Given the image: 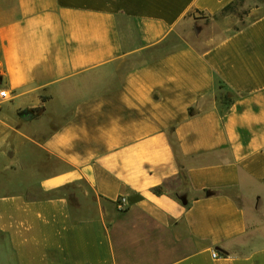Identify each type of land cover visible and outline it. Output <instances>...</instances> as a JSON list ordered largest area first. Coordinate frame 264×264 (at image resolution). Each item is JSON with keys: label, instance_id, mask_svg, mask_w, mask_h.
<instances>
[{"label": "crops", "instance_id": "crops-1", "mask_svg": "<svg viewBox=\"0 0 264 264\" xmlns=\"http://www.w3.org/2000/svg\"><path fill=\"white\" fill-rule=\"evenodd\" d=\"M0 75V264H264V0H0Z\"/></svg>", "mask_w": 264, "mask_h": 264}, {"label": "rangeland", "instance_id": "rangeland-1", "mask_svg": "<svg viewBox=\"0 0 264 264\" xmlns=\"http://www.w3.org/2000/svg\"><path fill=\"white\" fill-rule=\"evenodd\" d=\"M237 9H238V10H241V9L239 8V4H237V5L231 7V10H232V11H236ZM239 13L242 14V13H243V10L239 11ZM10 190H11V189H9V188L6 186L5 182H4L3 180H1V173H0V194H1V192H11ZM32 190L35 191V192L37 193L36 195L39 194L38 189H31V191H32Z\"/></svg>", "mask_w": 264, "mask_h": 264}, {"label": "built area", "instance_id": "built-area-1", "mask_svg": "<svg viewBox=\"0 0 264 264\" xmlns=\"http://www.w3.org/2000/svg\"><path fill=\"white\" fill-rule=\"evenodd\" d=\"M10 98V93L2 86V77L0 75V104ZM216 256V253H214Z\"/></svg>", "mask_w": 264, "mask_h": 264}, {"label": "trees", "instance_id": "trees-1", "mask_svg": "<svg viewBox=\"0 0 264 264\" xmlns=\"http://www.w3.org/2000/svg\"><path fill=\"white\" fill-rule=\"evenodd\" d=\"M154 191H155L156 193L161 194V193L163 192V188H162V187H156V188H154Z\"/></svg>", "mask_w": 264, "mask_h": 264}]
</instances>
